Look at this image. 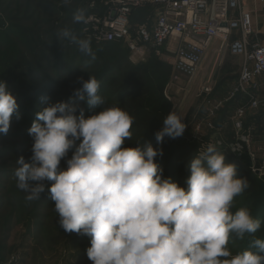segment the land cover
I'll return each instance as SVG.
<instances>
[{
    "label": "clouds",
    "instance_id": "1",
    "mask_svg": "<svg viewBox=\"0 0 264 264\" xmlns=\"http://www.w3.org/2000/svg\"><path fill=\"white\" fill-rule=\"evenodd\" d=\"M90 19L78 9L72 22L86 25ZM59 37L95 60L90 38H79L71 26L61 29ZM81 83L74 96L94 114L85 118L75 102H58L38 112L29 129L31 162L21 156L14 171L27 202L39 201L45 182H52L48 191L59 226L91 238L86 252L91 264H264L260 238L250 245L256 251L234 254L229 247L262 224L249 208L233 213L235 198L249 183L238 177L237 165L227 162L216 144L188 161L190 176L181 187L163 178L156 163L162 148L122 147L132 138L135 118L121 107L102 108L101 84L94 76ZM17 110L15 97L0 81V134L9 132ZM183 120L169 113L155 134L157 144L181 137Z\"/></svg>",
    "mask_w": 264,
    "mask_h": 264
},
{
    "label": "rangeland",
    "instance_id": "2",
    "mask_svg": "<svg viewBox=\"0 0 264 264\" xmlns=\"http://www.w3.org/2000/svg\"><path fill=\"white\" fill-rule=\"evenodd\" d=\"M105 1L69 0L65 3V0H0V81L6 82L8 90L18 104L9 132L6 135L0 134V264H91L86 254L91 246V238L66 233L59 226V217L54 211V202L48 191L52 182H45V191L41 193L39 201L27 202V194L16 186L14 171L17 167L16 161L21 156L26 162H31L34 141L29 135V129L36 121L38 112L50 104L75 102L83 109L85 118L94 114V110L86 101H79L74 96L75 90L82 87L81 81H87L89 76H94L101 84L98 94L105 101L102 108L124 109L130 104L128 96L115 94V87L110 85L111 78L124 70L115 68V58L124 56L129 63L140 65L147 61L149 54L147 58L145 56V61H142L125 49V43H91L96 57L92 60L82 54L75 44L59 37L61 29L71 26L81 38L83 24H73L74 14L78 9H84L89 15L91 5L100 8ZM154 18L155 12L150 21H154ZM263 39L264 36L256 34L255 31L248 37L250 43ZM217 43V52H207L201 69L189 87L182 91L174 88L171 94L167 95L164 94L165 87L161 90L162 102H170L171 112L175 111L184 119L182 122L186 124V130L182 137L173 142L164 138L161 144H157V128L145 123L143 129L132 128V138L126 139L122 145L137 147L140 146L137 143L151 144L154 148H162L163 154L165 149H169V161L158 159V156L156 163L163 168V178H170L181 187H186L185 181L190 176L188 161L200 153L198 149L203 148L201 143L207 142L208 135L211 134L203 129L201 141L194 138V122L204 111L201 109L204 97L199 90L207 83L213 84L219 91L218 99H222L230 89L225 90V95L221 94L225 86L220 83L227 80L234 86L242 63L241 58L231 56L227 51L221 61L223 52L219 54L218 51L221 42L218 40ZM158 58L167 59L168 63L171 61L170 57L164 55ZM231 67L234 73L228 71ZM233 107L222 109L219 113L218 119L221 122L228 119L223 123L225 138L233 136L228 118ZM129 113L135 118L134 124L141 122L145 117L141 110ZM251 114L248 116L252 118ZM76 115H80L79 110ZM248 116L244 119L245 125L251 120ZM258 120L260 121L259 112L254 116L255 126L259 129ZM167 143L170 144L169 147H166ZM71 155L72 151L69 152L68 158H71ZM60 167H66L64 160L61 161ZM255 176L260 180L264 179V173L263 176ZM262 185L264 186L263 183ZM261 194L243 193L237 196L233 202V213L240 208H249L252 216L262 224L264 214L261 211H264V205ZM254 238L264 240V224L255 234H246L242 240L235 239L230 242L229 247L234 254L245 250L256 251L250 247Z\"/></svg>",
    "mask_w": 264,
    "mask_h": 264
},
{
    "label": "built area",
    "instance_id": "3",
    "mask_svg": "<svg viewBox=\"0 0 264 264\" xmlns=\"http://www.w3.org/2000/svg\"><path fill=\"white\" fill-rule=\"evenodd\" d=\"M258 1L264 10V0ZM94 6L88 15L91 19L83 24L82 37L95 44L125 43L128 51L142 61L151 52L157 57H170L172 71L165 95L174 88L182 91L190 86L214 40L221 42V61L225 51L242 59L237 80L225 97L214 98L213 84L207 83L199 90L204 97V111L194 122L193 133L201 141L203 129L211 132L199 152L214 143L237 158L248 157L251 172L263 176L264 46L249 42L248 37L254 33L251 15L242 9L241 0H106L100 8ZM143 7L154 9V21L132 27V12ZM170 42L175 43L174 50L166 47ZM232 107L228 118L233 136L225 138L223 123L228 119L221 122L218 117L222 109ZM257 112L259 129L254 120L245 125L244 119Z\"/></svg>",
    "mask_w": 264,
    "mask_h": 264
},
{
    "label": "trees",
    "instance_id": "4",
    "mask_svg": "<svg viewBox=\"0 0 264 264\" xmlns=\"http://www.w3.org/2000/svg\"><path fill=\"white\" fill-rule=\"evenodd\" d=\"M153 12L154 9L152 7H143L134 10L130 19L131 26L135 27L149 22ZM81 38L83 39V37ZM104 44L109 45L115 43ZM125 49L128 51L127 47ZM118 67L124 70H122L118 76L114 75L110 80V85L115 87V94L120 93L129 97L130 104L126 105V108H124L126 111L135 113L141 110L145 115L142 121L133 124L132 128L136 130L143 129L145 123H148L153 127L155 126L158 131L162 130L163 120L171 112L172 107L170 102H162L163 97L161 93V90L164 89L170 78L172 71L171 65L168 62L159 59L151 52L147 61L140 65L129 63V60L124 56H118L115 58V68ZM119 99H121V97H119ZM166 138L169 137H165V139ZM169 139L171 142L175 141V139ZM169 146L170 144L167 143L166 147ZM217 149L226 156L227 162L235 163L237 165L238 177L246 178L248 180L249 187L244 194L262 193L260 197L264 205V186L262 185V183L264 184V179H258L257 176L251 172L249 168V159L246 156L237 158L231 155L228 151H224L220 148ZM169 158V149H165L163 156H159L158 159L169 161ZM166 163L167 162H165V164ZM261 212L264 214V211ZM262 224H264V220Z\"/></svg>",
    "mask_w": 264,
    "mask_h": 264
},
{
    "label": "crops",
    "instance_id": "5",
    "mask_svg": "<svg viewBox=\"0 0 264 264\" xmlns=\"http://www.w3.org/2000/svg\"><path fill=\"white\" fill-rule=\"evenodd\" d=\"M208 1L210 2L211 0H208ZM241 2H242V9L244 11H246V12H249L250 15H251V23H252V27L254 28L255 33L258 34V35H263L264 36V10H263L261 4L259 3V1L258 0H241ZM152 15H153V13H152ZM236 15H237L236 13L232 14V16H236ZM151 19H152V16H151L150 20ZM149 22H151V21H149ZM234 36L236 37V34L233 35V37ZM217 41L218 40H215V43H213V45L210 47L209 52H212V53L217 52V50H216L217 45H218ZM257 42L261 43L264 46V39L262 41L260 40V41H257ZM166 47H168L169 49H174L175 48V43L170 42L169 44L166 45ZM236 61H237V59H236ZM200 69H201V67H200ZM228 71L229 72L231 71V73H234L233 72L234 71L233 67H231V69H228ZM238 72H239V69H238ZM220 85H224L225 86L223 88L224 90H223V92L221 94H224L225 90L227 88H229V89L232 88V85L230 84V81H227V80L221 82ZM230 85H231V87H230ZM213 95H214V98H217V99L219 98V91H218V89L216 90V87H215V89L213 91ZM248 118L251 119L250 122L252 123L253 120H254V117L251 118V116H248ZM260 123L261 122L258 120L257 125H259Z\"/></svg>",
    "mask_w": 264,
    "mask_h": 264
},
{
    "label": "bare ground",
    "instance_id": "6",
    "mask_svg": "<svg viewBox=\"0 0 264 264\" xmlns=\"http://www.w3.org/2000/svg\"><path fill=\"white\" fill-rule=\"evenodd\" d=\"M221 62V61H220Z\"/></svg>",
    "mask_w": 264,
    "mask_h": 264
}]
</instances>
